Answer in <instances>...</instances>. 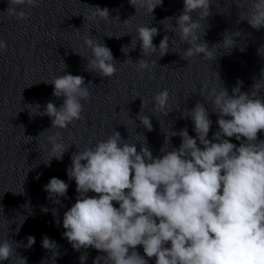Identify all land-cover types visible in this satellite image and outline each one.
<instances>
[{
	"label": "clouds",
	"instance_id": "obj_1",
	"mask_svg": "<svg viewBox=\"0 0 264 264\" xmlns=\"http://www.w3.org/2000/svg\"><path fill=\"white\" fill-rule=\"evenodd\" d=\"M129 2L136 10L143 8L152 15L163 0ZM39 3L40 0H8L6 11L17 20H27L29 13L24 8H35ZM183 5L173 28L175 35L189 45L182 58L212 60L211 49L216 45L209 48L203 41L200 20L193 18L197 13L206 19L211 0H183ZM94 9L95 15L109 19L107 8ZM239 19L247 20L256 30L264 27V0H251L248 15ZM136 33V42L132 39L129 46L121 48L122 52L134 49L138 41L144 57L158 52L160 58L169 52L167 35L160 40L158 49L154 45L156 27L142 25ZM84 44L91 49L87 69L108 79L114 76L118 69L111 50L90 33L84 37ZM222 44L231 49L235 45L233 34L226 32ZM6 49V41L0 39V51ZM158 59L133 63L129 58L124 63L133 64L137 71H151ZM216 76L220 80L217 73ZM261 81L264 79L255 82L250 92L241 91L242 81H237L231 95L221 84L208 91L204 99L217 115L219 129L211 140L207 137L212 120L208 109L198 101L184 116L192 120L195 138L187 128L171 132L165 143L169 145L170 138L177 135L182 142L179 148L162 147L160 156H153L145 137L137 151L136 143L125 141L115 130L94 146L73 153L67 176L75 181L78 196L63 215L62 234L73 249L91 247L105 254L97 256L93 264H148L145 257L155 258V264H264V140H258V133L264 131ZM50 84L52 95L63 97V104L58 108L48 102L43 115L51 119V129H66L82 119V102L91 95V83L85 85L83 76L68 73L54 77ZM203 87L207 89V85ZM168 101L167 89L158 92L153 97L154 111L167 116ZM138 118L152 131L149 116L140 113ZM232 137L241 141L239 146L227 139ZM48 142L51 159L62 160L70 145L63 143L60 131L50 135ZM68 187L65 181L52 177L44 189L49 198H58L66 196ZM90 191L97 195H87ZM27 241L25 247L30 248L35 237L29 236ZM19 246L13 240L0 241V262L15 256L18 264H26V258L16 252ZM137 246L143 247L144 255L136 250ZM42 247L52 250L57 246L45 236ZM86 259V253L81 255V264Z\"/></svg>",
	"mask_w": 264,
	"mask_h": 264
}]
</instances>
